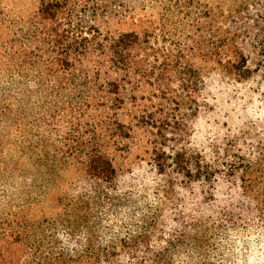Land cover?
I'll return each instance as SVG.
<instances>
[{"label": "trees", "instance_id": "1", "mask_svg": "<svg viewBox=\"0 0 264 264\" xmlns=\"http://www.w3.org/2000/svg\"><path fill=\"white\" fill-rule=\"evenodd\" d=\"M153 1L44 0L27 16L0 8V264H176L175 252L189 248L182 225L203 228L190 250L194 263L212 264L229 231L251 222L264 230V145L252 160L215 166L181 147L198 115L203 67L236 82L264 79V18H215L203 0H156L160 18L144 33L111 30ZM136 131L158 176L198 184L211 202L219 183L238 189L227 196L231 212L188 208L185 223L183 213L159 210L134 243L116 240L114 158ZM227 167L237 180L220 177ZM138 212L126 214L143 219ZM158 226L157 243L169 247L153 248Z\"/></svg>", "mask_w": 264, "mask_h": 264}, {"label": "rangeland", "instance_id": "2", "mask_svg": "<svg viewBox=\"0 0 264 264\" xmlns=\"http://www.w3.org/2000/svg\"><path fill=\"white\" fill-rule=\"evenodd\" d=\"M42 1L44 0H0V8L11 7L16 13L27 16L37 10ZM203 1L211 11V16L214 15L215 18L221 12L228 18L232 14L234 18L242 20L264 18V0H255L259 11L256 10V5L251 6L252 0ZM162 3H165V7H169L172 2L164 0ZM158 6L156 0L147 6L146 11L142 6H136L133 20H125L120 25L114 24L111 30L121 32L134 30L144 33L146 25L149 24L148 19L156 22L160 18L158 13L161 7ZM146 15L148 18H143ZM203 64L199 61L198 66H204ZM203 68L206 72L205 84L202 92L196 97L199 100L198 115L186 121L187 130L181 147L192 151L195 157L202 152L203 154L200 155L213 166L225 160L238 164L242 162V158L246 161L252 160L262 152L264 145V79L254 76L249 80L236 82L225 77L220 70H215L213 64ZM148 143L149 140L145 134L142 131H136L130 140L129 149L116 154L114 158L118 171L116 190L122 196L119 202L112 205V207L117 206L116 211L121 212V215L115 217L114 213H111L112 216L109 217L110 225L115 226L120 233L116 240L134 243L133 239L141 233L140 230L137 231L138 227L143 230L149 224L150 217L156 216L159 210H162L163 216L168 219H171L174 214L183 213L186 217L185 223L188 221V208L194 210L203 208L207 212L211 208L210 212L212 211L214 215L226 210V213L231 212L227 196H237L238 189L234 190L233 187L230 190L231 185L219 183L215 192L217 200L211 202L208 196L206 201L205 195L203 196L200 192L202 188L198 184L186 183L183 177L173 173L168 176H158L150 162L149 152L147 153L149 149H152ZM227 156L231 158L227 159ZM222 171L220 177H225L228 181L238 179V173L231 176L228 167ZM70 178L71 182H74L75 174ZM68 181H70L69 178L65 179L63 185L67 186L65 184ZM206 185L209 186V184ZM202 201L207 202L208 205H201ZM125 205V210H122ZM137 209H139L138 215L141 211L144 213L143 219L134 214H126ZM162 228L164 227L158 226V231L151 233L153 248L159 249L158 244L169 247L168 241L157 243L159 231ZM187 228L182 225L181 231L187 237L189 248L185 246L180 248L179 253L186 252L185 255L175 252L178 254L174 257L176 264H196L194 262L197 261L196 253H192L190 247L196 242V234H202L204 231L199 227L186 230ZM228 234L230 236L228 241L226 237L220 241L218 256L216 260L212 258V264H264V230L257 229L255 223L251 222L249 226L242 225V228L231 230ZM166 239L174 241L173 234L168 235L166 232ZM216 242L214 241V244H217ZM191 256H195V258L192 257L194 261H190Z\"/></svg>", "mask_w": 264, "mask_h": 264}]
</instances>
